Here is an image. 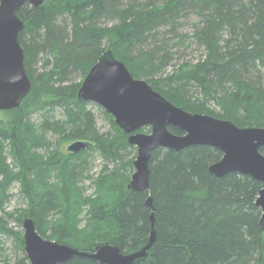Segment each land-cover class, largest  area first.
<instances>
[{
    "label": "trees",
    "instance_id": "1",
    "mask_svg": "<svg viewBox=\"0 0 264 264\" xmlns=\"http://www.w3.org/2000/svg\"><path fill=\"white\" fill-rule=\"evenodd\" d=\"M18 14L32 86L18 108L0 110V257L7 238L22 256L7 255L4 264H30L23 230L11 221L21 226L31 217L43 238L81 251L111 242L126 253L147 243L152 212L156 240L135 264H264L260 181L238 173L217 177L209 167L222 152L193 145L155 149L150 191H130L136 147L102 107L111 128L101 132L89 102L78 98L110 48L134 78L185 111L264 127V0H45L24 4ZM192 14L201 20L185 33L182 21ZM193 42L206 57L173 65V49ZM77 140L91 145L68 152ZM96 160L102 167L92 173ZM14 184L23 206L10 210ZM61 264L100 263L74 257Z\"/></svg>",
    "mask_w": 264,
    "mask_h": 264
},
{
    "label": "water",
    "instance_id": "2",
    "mask_svg": "<svg viewBox=\"0 0 264 264\" xmlns=\"http://www.w3.org/2000/svg\"><path fill=\"white\" fill-rule=\"evenodd\" d=\"M44 2L0 0V110L18 108L31 89L19 40L25 25L18 12L26 3L38 7ZM78 98L93 102L111 114L119 128L129 135L128 143L136 147L134 173L127 184L128 190L150 191L149 163L155 149L181 151L193 145H209L223 154L209 167L214 175L238 173L262 183L256 203L262 211L260 225L264 231V154L260 151L264 146V127H238L229 120L185 111L154 90L146 80L134 78L110 48L84 78ZM169 127L182 133L175 134ZM143 128H149L150 132L139 131ZM90 145L88 141L77 140L67 145L66 150L76 153ZM146 203L154 209L151 196ZM151 222L149 239L138 250L124 253L118 245L102 242L93 252H88L43 238L34 220L26 217L22 222L24 250L30 264H61L74 257L100 264H135L148 256L156 240L153 212Z\"/></svg>",
    "mask_w": 264,
    "mask_h": 264
},
{
    "label": "rangeland",
    "instance_id": "3",
    "mask_svg": "<svg viewBox=\"0 0 264 264\" xmlns=\"http://www.w3.org/2000/svg\"><path fill=\"white\" fill-rule=\"evenodd\" d=\"M124 1L127 2L130 0H124ZM173 1H175V0H173ZM200 20L201 19L198 15L192 14L191 16H189L188 20L182 21L183 22L182 31H184L185 33H190V34L193 33L195 25L198 24ZM114 22L115 21L109 22V24H112ZM173 42H171V44ZM173 51L175 53V58H174L175 60L172 62L173 65L177 64L178 61H181L182 59L197 61L199 59L206 57V54H207V50L202 45L195 44L194 42L187 49L175 47L173 49ZM87 108L90 109L96 115L97 127L101 132H106V131L110 130V128H111L110 122L107 119H105L103 112L101 110V107L99 105H97L93 102H89ZM144 132H150V131H144ZM133 155H134V153H131L129 156L132 157ZM92 166H93L92 167V173H98L102 167L101 161L100 160L94 161ZM11 189L13 192V197L8 204V209L14 210L18 207H22L23 202H22V199L20 196V186L18 184H14ZM90 191H92V190H90ZM10 226L13 227L15 230H21L22 229L24 232L23 226L22 225L19 226L17 222L11 221ZM5 254H6L5 256L8 255L12 259V261H15L17 258L22 257L20 251H18L15 248L13 238H7ZM5 256L1 255L0 264H4Z\"/></svg>",
    "mask_w": 264,
    "mask_h": 264
}]
</instances>
